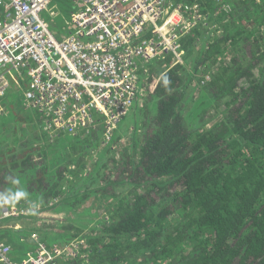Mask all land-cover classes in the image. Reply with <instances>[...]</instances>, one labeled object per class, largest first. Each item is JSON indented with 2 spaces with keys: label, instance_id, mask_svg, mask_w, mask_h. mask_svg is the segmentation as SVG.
Instances as JSON below:
<instances>
[{
  "label": "trees",
  "instance_id": "obj_1",
  "mask_svg": "<svg viewBox=\"0 0 264 264\" xmlns=\"http://www.w3.org/2000/svg\"><path fill=\"white\" fill-rule=\"evenodd\" d=\"M200 2L184 62L167 55L141 69L144 129L120 157L102 125L51 137L38 111L0 115V194L40 202L38 226L12 240L82 242L56 264H264V0H225L228 11Z\"/></svg>",
  "mask_w": 264,
  "mask_h": 264
},
{
  "label": "built area",
  "instance_id": "obj_2",
  "mask_svg": "<svg viewBox=\"0 0 264 264\" xmlns=\"http://www.w3.org/2000/svg\"><path fill=\"white\" fill-rule=\"evenodd\" d=\"M73 1L78 6L70 16L73 30L60 39L41 15L52 0H0V100L10 88L8 76L21 84L27 70L25 106L40 113L51 137L102 125L104 145L112 146L119 122L148 95L141 69L148 73L151 60L167 55L184 62L181 39L205 19L201 2ZM220 1L230 10L229 2ZM28 208L7 206L0 219L29 217ZM32 237L37 247L20 261L11 258V244L0 240V264H56L81 252L82 242L50 247L37 233Z\"/></svg>",
  "mask_w": 264,
  "mask_h": 264
},
{
  "label": "rangeland",
  "instance_id": "obj_3",
  "mask_svg": "<svg viewBox=\"0 0 264 264\" xmlns=\"http://www.w3.org/2000/svg\"><path fill=\"white\" fill-rule=\"evenodd\" d=\"M74 11V2L72 0H52V2L45 8V10L41 13L42 17L45 18L51 27L52 32L61 39L64 35L70 34L73 30L72 22H71V13ZM153 60H151L152 62ZM13 76L16 78H20L19 72L15 69L12 70ZM24 82L21 84H16L13 78L8 76L10 80V88L7 89L6 92V100L7 101H15L20 100L23 102L25 99V91L29 89V81L27 70H24ZM4 96V97H5ZM3 97V98H4ZM145 100H142L141 105H143ZM140 105L139 101H135L133 105L130 107L126 116L122 118V120L118 124L117 135H121L120 140H116V144L111 146V149L116 150V154L118 157L122 155V150L124 148L131 147L132 134L133 131H139L137 136H142L141 131L144 129L139 124L143 125V108ZM153 108V106H151ZM2 113H0L1 115ZM42 125V121L39 123ZM141 127V128H140ZM132 128V129H131ZM140 128V129H139ZM134 129V130H133ZM80 212V211H79ZM11 220V219H8ZM23 237L27 238V243H20L23 247H28V243L30 240V233L26 232L22 234ZM62 261V260H60ZM63 264V262L59 263Z\"/></svg>",
  "mask_w": 264,
  "mask_h": 264
},
{
  "label": "crops",
  "instance_id": "obj_4",
  "mask_svg": "<svg viewBox=\"0 0 264 264\" xmlns=\"http://www.w3.org/2000/svg\"><path fill=\"white\" fill-rule=\"evenodd\" d=\"M77 7H78L77 4L74 2V9H76ZM64 36H66V35L63 34L62 37H64ZM5 98H6V96L0 100V111L2 113L1 117L5 123H14L13 118L16 116V113H19V114L22 113V114H25L29 117L34 118V112H33L34 110L29 109L25 106V99H23V102H20V100H15L14 103L13 102L11 103L10 101H7ZM25 125H27L31 129V126L33 124L31 122H27V123L25 122ZM34 125H35V123H34ZM34 129L35 130L29 131V133L32 132L35 139H38L37 136H39L41 139L40 140L38 139V141L41 144H43V142L46 143L47 137H45V135H42V132H41L42 130L38 127H37V129L34 127ZM47 136H49V135H47ZM28 138L29 137L24 136L25 140ZM8 219H11V220H8ZM38 221L39 220H37L36 218L32 219V217H30V216L29 217H13V218L0 219V240H4V241L10 243L11 245H13L12 248H14V249L12 250V252L10 254L12 259L20 260V258L17 257V254H20L21 256L24 255V247L20 243H23V244L27 243V239L25 241H23L21 238H20L21 241H19L18 239L12 240L13 234L16 236L17 233H19L20 230L23 229V227L30 228L32 226H38V224H37ZM32 234H33V232L30 233L29 243L36 245L37 244L36 240L32 237ZM37 234L41 238L40 233H37ZM20 249H22V250H20ZM15 251H17V252H15Z\"/></svg>",
  "mask_w": 264,
  "mask_h": 264
},
{
  "label": "clouds",
  "instance_id": "obj_5",
  "mask_svg": "<svg viewBox=\"0 0 264 264\" xmlns=\"http://www.w3.org/2000/svg\"><path fill=\"white\" fill-rule=\"evenodd\" d=\"M169 83L167 78H164V84L167 85ZM11 180V183L14 185L19 184V181L16 179L9 178ZM27 193L23 190H18L12 195L8 194H0V204H15L19 200L27 199ZM28 202V210L31 214L35 215L40 207V202L35 200H27Z\"/></svg>",
  "mask_w": 264,
  "mask_h": 264
},
{
  "label": "water",
  "instance_id": "obj_6",
  "mask_svg": "<svg viewBox=\"0 0 264 264\" xmlns=\"http://www.w3.org/2000/svg\"><path fill=\"white\" fill-rule=\"evenodd\" d=\"M53 264H55V262Z\"/></svg>",
  "mask_w": 264,
  "mask_h": 264
}]
</instances>
